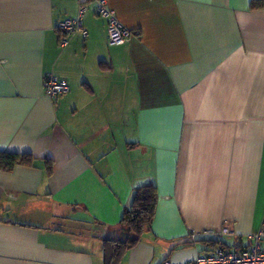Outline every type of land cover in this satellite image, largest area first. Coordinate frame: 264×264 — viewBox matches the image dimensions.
I'll return each mask as SVG.
<instances>
[{
    "label": "crops",
    "instance_id": "0c3cea01",
    "mask_svg": "<svg viewBox=\"0 0 264 264\" xmlns=\"http://www.w3.org/2000/svg\"><path fill=\"white\" fill-rule=\"evenodd\" d=\"M84 1L87 35L60 46L79 0H0V150L35 157L0 170V264H103L146 183L153 220L119 264L247 246L264 218V0H107L130 32L113 45ZM47 73L68 91L47 96Z\"/></svg>",
    "mask_w": 264,
    "mask_h": 264
},
{
    "label": "built area",
    "instance_id": "2783aa9c",
    "mask_svg": "<svg viewBox=\"0 0 264 264\" xmlns=\"http://www.w3.org/2000/svg\"><path fill=\"white\" fill-rule=\"evenodd\" d=\"M94 12L97 16L105 20L106 41L109 45L123 43L129 35V30L123 26L109 8L107 0H93ZM86 10L84 0H79L77 15L64 18L57 22L56 31L58 33V44L64 46L70 35L80 32L83 36L87 35L86 29L81 23V16ZM43 90L47 96L56 99L68 91L67 82L52 73L45 74L43 78ZM211 230H205L207 234ZM228 227L220 228L218 234H230ZM193 234H191V237ZM248 245L232 250L222 249L215 245L207 252L197 254L193 259L185 262H173L164 260L162 264H264V218L257 231L248 235Z\"/></svg>",
    "mask_w": 264,
    "mask_h": 264
},
{
    "label": "trees",
    "instance_id": "16d2710c",
    "mask_svg": "<svg viewBox=\"0 0 264 264\" xmlns=\"http://www.w3.org/2000/svg\"><path fill=\"white\" fill-rule=\"evenodd\" d=\"M251 6H255L254 0ZM35 157L30 152L0 150V170L7 171L15 165H34ZM156 189L151 183L140 184L133 190L130 203L123 208L120 218L121 236L102 240L103 264H119L124 253L140 239L143 230L150 226L156 203ZM211 243V248L220 244ZM210 248V249H211Z\"/></svg>",
    "mask_w": 264,
    "mask_h": 264
}]
</instances>
